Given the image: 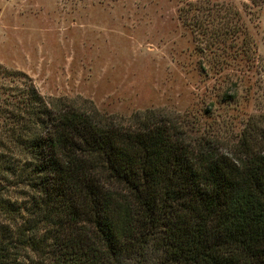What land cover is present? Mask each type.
I'll return each mask as SVG.
<instances>
[{
  "label": "trees",
  "instance_id": "1",
  "mask_svg": "<svg viewBox=\"0 0 264 264\" xmlns=\"http://www.w3.org/2000/svg\"><path fill=\"white\" fill-rule=\"evenodd\" d=\"M177 3L217 72L251 49L235 4ZM198 122L44 96L0 63V264H264V115L232 142Z\"/></svg>",
  "mask_w": 264,
  "mask_h": 264
},
{
  "label": "rangeland",
  "instance_id": "2",
  "mask_svg": "<svg viewBox=\"0 0 264 264\" xmlns=\"http://www.w3.org/2000/svg\"><path fill=\"white\" fill-rule=\"evenodd\" d=\"M225 1L240 9L252 45L222 73L196 50L177 0H0V63L44 96L88 98L119 115L159 107L232 142L264 115V1ZM228 87L233 99L223 100Z\"/></svg>",
  "mask_w": 264,
  "mask_h": 264
}]
</instances>
